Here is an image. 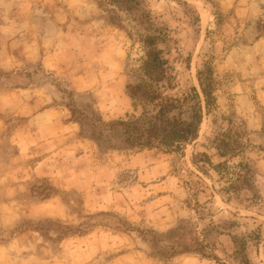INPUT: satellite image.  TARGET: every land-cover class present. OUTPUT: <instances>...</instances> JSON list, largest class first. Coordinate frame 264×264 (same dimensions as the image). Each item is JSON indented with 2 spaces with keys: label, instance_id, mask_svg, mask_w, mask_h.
<instances>
[{
  "label": "rangeland",
  "instance_id": "1",
  "mask_svg": "<svg viewBox=\"0 0 264 264\" xmlns=\"http://www.w3.org/2000/svg\"><path fill=\"white\" fill-rule=\"evenodd\" d=\"M138 1L170 27L182 79L199 91L211 66L214 101L206 113L201 96L182 156L107 127L133 113L142 48L127 17L113 25L97 0H0V264H264V0ZM215 133L240 148L217 155ZM201 152L248 168L233 195L191 162Z\"/></svg>",
  "mask_w": 264,
  "mask_h": 264
},
{
  "label": "trees",
  "instance_id": "2",
  "mask_svg": "<svg viewBox=\"0 0 264 264\" xmlns=\"http://www.w3.org/2000/svg\"><path fill=\"white\" fill-rule=\"evenodd\" d=\"M97 3L106 12L110 23L117 27L123 28L121 22L127 17L132 22L128 33L137 38L142 48V55L126 73L125 88L132 101L133 113L107 127L119 128L130 147L156 148L182 156L184 146L198 135L202 121L201 96L206 113L214 101L211 66L204 62L202 68L197 69L198 91L175 69L172 62L180 53L177 51L172 59L169 55L173 49L177 50L176 39L171 36L170 27L158 20L150 9L143 7L138 0H97ZM194 19L198 20L197 14ZM256 28L264 33V17L257 22ZM184 113H187L186 117ZM236 136L235 133H215L206 141L217 155L232 156L240 148V142L234 139ZM191 162L205 174H208L206 167H210L220 178L226 179L228 185L222 190L232 195L240 188L248 171L242 164L230 169L225 160L213 163L205 152L193 154ZM201 253L211 254L210 250Z\"/></svg>",
  "mask_w": 264,
  "mask_h": 264
}]
</instances>
